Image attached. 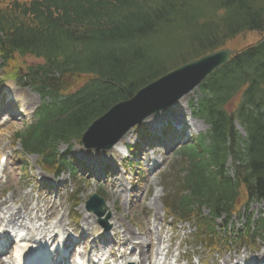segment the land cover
Wrapping results in <instances>:
<instances>
[{"label": "trees", "instance_id": "trees-1", "mask_svg": "<svg viewBox=\"0 0 264 264\" xmlns=\"http://www.w3.org/2000/svg\"><path fill=\"white\" fill-rule=\"evenodd\" d=\"M251 34L264 36V0H0L1 66L22 64L24 84L42 100L36 122L14 139L25 154L39 153L44 166L65 169L57 143L78 139L114 103L174 67ZM26 58L39 63L26 65ZM55 75L87 83L53 93L47 83ZM201 94L199 116L210 125L212 144L199 140L203 156L182 153L176 204L184 213L205 205L213 220L234 196L219 182L216 157L227 153V140L237 148L235 120L247 133L240 144L250 167L237 181L264 200V39L215 72Z\"/></svg>", "mask_w": 264, "mask_h": 264}, {"label": "rangeland", "instance_id": "rangeland-1", "mask_svg": "<svg viewBox=\"0 0 264 264\" xmlns=\"http://www.w3.org/2000/svg\"><path fill=\"white\" fill-rule=\"evenodd\" d=\"M259 39L258 34L248 35L247 38L239 36L229 43V46L241 48L246 44ZM26 60V65L30 64V66L39 63V61L33 58H26ZM9 71L10 73L13 72L11 70ZM17 72L18 78H24L26 74L24 69ZM80 81H82V79ZM16 82L12 79H8L7 76L4 75L3 70L0 69V111L7 112L8 109H6L5 106L14 105L18 109V117L21 118L19 121L9 120L0 124V156H6V164L0 169V202H3L9 197L14 198L13 203L9 204L10 208L12 206V209H18L22 214L27 213L28 210L30 211L33 208L42 211L45 203H48L46 205L57 210V213L52 218L53 223L62 220L63 226L68 229V232L71 231L70 234L76 236L78 232H83L84 229V233L78 234V236L84 240L82 242L90 243L91 237L93 238V241L95 240L98 234L97 227H99V225L97 221L95 222L96 217L85 211L84 202L90 195L101 193L104 196L103 199L108 207L107 213L109 214V219L107 222L112 223L113 227L121 232L122 239L125 243H127V239H129L130 243L133 240L132 238L136 237L139 240V237L141 238L142 235L138 230L142 227L143 230L149 229L153 236L159 235L161 237V235L165 236L174 234L175 238L173 241L175 244H179L180 242V247L178 250H171L172 254L174 256L182 254V257L184 254V257L189 258V264H225L227 257L228 260H233V263H229L227 260L228 264H246L248 261L256 258L259 254L264 253V248L262 247L264 245V240L260 239H256L254 244L246 245L244 248H241L240 244L234 241L233 243L228 242V244H220V247H217V250H210L204 247V244L207 243H204L197 237L198 232L195 230V225L184 223L175 225L172 224L171 221L166 220L165 217L163 218L161 207L163 202V191L161 185L165 183V179L162 177V174L173 173L177 161L176 154L173 151L178 149L180 145L176 143V139H173L169 142H164L163 148L161 146L155 148L158 152L155 153V159L158 161L157 164L159 165L160 170H158V174L157 172L153 174L150 170L149 164V157L151 154L148 152L147 148L143 149L141 146L142 144H148L149 141L140 140L143 136L142 132L139 130L135 131V129L129 133L130 140L127 141L126 144L133 145L139 143L141 147L139 148L137 145L134 152L135 156H133L132 161H129L131 164H126L115 152L112 154H110V152L101 154V152L97 153L94 150L88 152L87 150H84L78 142L71 143L72 148L70 149V152L72 155L92 168L89 172V175L92 176L89 177L88 175L80 177L81 186L77 187L75 190H79L78 193H74L75 200L78 201V203L75 206H72V203L66 195L54 198L57 193V190L55 189L49 191L51 200L40 199L41 197L36 193L38 189L36 188L34 191L33 185L35 182L39 178L48 183H52L53 180L49 174H46L37 167L35 158H22L20 156L19 145L13 139L16 132L23 131L27 125L33 122L32 116L35 113V109L38 106L40 99L39 96L32 92L29 87H23L21 83L18 84V81ZM67 83L70 84L71 82L68 81ZM197 91L198 90L195 89L191 94L187 95L184 102L178 104L176 108L184 115L185 120L191 124L189 131L192 133L193 138L197 134L206 131L205 126L199 122L191 120L187 116L185 105L187 106L188 104H185V101L191 99L195 100L198 97ZM176 109L173 113H177ZM237 130L243 135L241 128H237ZM58 150L62 153L64 152L65 147L60 145ZM93 156H97V158L95 159ZM104 166L109 167L108 175L111 176V174L114 173L115 178L117 177L120 184L130 191L127 193L123 192L120 196L121 199L118 201H116L112 195L109 196L112 178H107L102 175L105 173L103 169ZM28 171H31V174H29ZM135 172H138V175H136ZM51 187L53 186L51 185ZM59 193L63 194V190ZM144 195L143 209L140 210L138 202L142 200ZM39 200H42L44 203ZM153 205H155V207H153ZM1 209L5 210L4 208ZM261 209L262 206L253 204L250 206L247 214H251V218L255 220L262 214ZM72 210L74 213H72ZM207 214L208 212L203 209L202 215L207 216ZM245 218L238 220L235 217H231L228 220L230 221L228 229L239 228L242 225H245ZM217 223L218 222L215 223L216 226ZM90 227H92L91 230ZM77 229L78 232L76 231ZM169 229H172L173 233ZM126 230L132 232L134 237L128 236L125 233ZM108 237L114 238L112 234H109ZM115 242L117 244V241ZM109 244L108 241L100 242V245L103 248L108 247ZM84 250L88 255V250L86 248H84ZM124 252H129V248L124 247ZM135 254H137V252H135ZM134 258H136V256H134ZM241 261L245 262L240 263ZM181 262L183 263L179 264L186 263L183 259H181ZM107 263L113 264L109 261H107Z\"/></svg>", "mask_w": 264, "mask_h": 264}, {"label": "water", "instance_id": "water-1", "mask_svg": "<svg viewBox=\"0 0 264 264\" xmlns=\"http://www.w3.org/2000/svg\"><path fill=\"white\" fill-rule=\"evenodd\" d=\"M235 53L227 49L211 53L145 86L127 103L120 104L121 117L110 118L108 115L93 122L83 134V145L86 148L110 147L131 126L174 104Z\"/></svg>", "mask_w": 264, "mask_h": 264}, {"label": "bare ground", "instance_id": "bare-ground-1", "mask_svg": "<svg viewBox=\"0 0 264 264\" xmlns=\"http://www.w3.org/2000/svg\"><path fill=\"white\" fill-rule=\"evenodd\" d=\"M119 115V113L114 114V117ZM126 140L127 137H124L119 142V144L114 147V150L116 151L117 149L121 148L123 146L122 143L126 142ZM113 184H115V187L118 188L119 182H117L116 179H114ZM111 194L114 196L115 200L119 197L117 189L111 192ZM13 201L14 198L9 197L3 202H0V227L3 231H8V229H11L12 231L18 230L25 233L24 238L22 239L23 241L27 239L28 244L23 246L24 254H21L19 256L18 264H38V261H44L38 258L43 253L38 249H35V251L33 249H29L32 248V245H34V247H37L39 244L33 239V235L36 234L38 236V238H36L37 241H45L48 237H50L49 235L52 234L51 230L52 232H54V230H61V227H52L51 223L46 222L48 217L51 216V213L55 214V209H52V207L45 204L42 211H38L40 209L33 208L28 213L22 214L18 209H12V206L10 208L9 204L13 203ZM139 207L142 208L143 204L139 203ZM153 207H155V205H153ZM1 208H4L5 210ZM125 233L130 237H134V234L129 230H126ZM55 235L59 236V233L57 232L55 233ZM146 237L147 241L145 242L135 239L137 240V243H130L131 250L129 254L123 253L120 256V259H122L123 262H128L129 260L127 259L134 256V254L132 253L133 249H136L139 250V252L137 253V260L131 261L132 264H177L180 256H174L172 254L171 245L169 244L171 242L170 239L166 241V239H161L159 236H156L153 240L151 237V233L148 230L146 231ZM51 239L52 238L50 237L48 241H50ZM126 242L129 245V239H127ZM160 248L163 249L160 250ZM147 249H151L154 252L153 255L149 254L147 252ZM225 262L227 264V260H225ZM258 262L264 263V253L258 255L252 260V264H256ZM0 264H4V262L0 260ZM5 264L8 263L6 262ZM115 264L120 263L116 262Z\"/></svg>", "mask_w": 264, "mask_h": 264}]
</instances>
